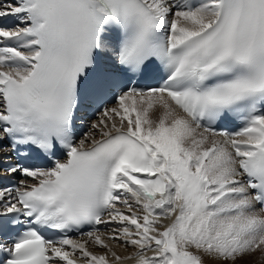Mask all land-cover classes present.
Listing matches in <instances>:
<instances>
[{
	"label": "snow or ice",
	"instance_id": "obj_1",
	"mask_svg": "<svg viewBox=\"0 0 264 264\" xmlns=\"http://www.w3.org/2000/svg\"><path fill=\"white\" fill-rule=\"evenodd\" d=\"M0 178V264H264V0H0Z\"/></svg>",
	"mask_w": 264,
	"mask_h": 264
},
{
	"label": "bare ground",
	"instance_id": "obj_2",
	"mask_svg": "<svg viewBox=\"0 0 264 264\" xmlns=\"http://www.w3.org/2000/svg\"><path fill=\"white\" fill-rule=\"evenodd\" d=\"M93 250H95V251H100V249H96V248H93Z\"/></svg>",
	"mask_w": 264,
	"mask_h": 264
}]
</instances>
